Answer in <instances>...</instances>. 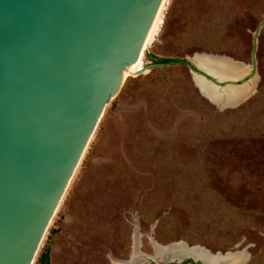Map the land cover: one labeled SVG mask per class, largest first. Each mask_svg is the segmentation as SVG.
<instances>
[{"label": "rangeland", "instance_id": "1", "mask_svg": "<svg viewBox=\"0 0 264 264\" xmlns=\"http://www.w3.org/2000/svg\"><path fill=\"white\" fill-rule=\"evenodd\" d=\"M165 2L143 65L175 62L108 105L33 264L46 251L51 264H264V26L242 98L213 101L192 69L211 54L250 73L264 0Z\"/></svg>", "mask_w": 264, "mask_h": 264}, {"label": "water", "instance_id": "2", "mask_svg": "<svg viewBox=\"0 0 264 264\" xmlns=\"http://www.w3.org/2000/svg\"><path fill=\"white\" fill-rule=\"evenodd\" d=\"M164 3L0 0V264L34 263L106 108L130 76L166 64L140 69ZM263 26L247 75L221 79L195 56L193 71L219 95L247 85ZM190 261L205 264L169 263Z\"/></svg>", "mask_w": 264, "mask_h": 264}, {"label": "bare ground", "instance_id": "3", "mask_svg": "<svg viewBox=\"0 0 264 264\" xmlns=\"http://www.w3.org/2000/svg\"><path fill=\"white\" fill-rule=\"evenodd\" d=\"M166 1V0H165ZM166 3V2H165ZM164 3V5H165ZM163 5V7H164ZM162 7V9H163ZM162 9L159 13V16H158V19L156 21V24H155V27L153 29V32H152V35L150 37V40L149 42L151 41L153 35L155 34V32L157 31L158 27H159V24L161 22V12H162ZM195 61L203 68V69H206L207 71H209L210 73L218 76L219 78L223 79V78H227V77H230V76H234V77H240L242 76L244 73H245V66L242 65L241 63H238V62H234L232 60H229L228 58H225V57H215V56H212V55H204L202 57H195ZM144 68V65H143V59H142V62H141V67L140 69ZM200 80H198V85L200 86L201 90L203 91L204 94H206L208 97H210L213 101L215 102H219L221 101L220 99H223V98H229L228 96H233L234 99H240L242 98L245 93L249 90V86L247 87L246 85L243 86V87H240V88H235L233 90H227L225 92H223L222 95H219V94H216V90L211 87L209 84H207V82L202 79V78H199ZM202 79V80H201ZM251 88V87H250ZM252 90V89H251ZM225 93H228V96L225 97ZM249 93V92H248ZM237 101V100H236ZM234 103V102H233ZM229 104V103H227ZM223 106V105H222ZM178 246V245H177ZM197 246V245H196ZM199 246V245H198ZM191 247H195V246H191ZM168 248V247H167ZM189 248V247H188ZM190 250V249H189ZM192 250V249H191ZM208 252V251H207ZM210 252V251H209ZM160 254H158L157 257H160L159 256ZM192 255V254H191ZM186 256H190V255H183L182 258L180 259H183L185 258ZM234 256V255H233ZM170 257V256H169ZM192 257V256H191ZM226 259H230V260H235V257H224ZM223 258V259H224ZM172 259H175V258H172ZM171 260V259H170ZM179 260L178 258H176V261ZM201 260V259H200ZM208 258H204V260H202V262H205L206 264V261L208 262Z\"/></svg>", "mask_w": 264, "mask_h": 264}, {"label": "flooded vegetation", "instance_id": "4", "mask_svg": "<svg viewBox=\"0 0 264 264\" xmlns=\"http://www.w3.org/2000/svg\"><path fill=\"white\" fill-rule=\"evenodd\" d=\"M157 63V62H156ZM154 64V63H152ZM161 244V243H159ZM193 246V245H191ZM145 254V253H144ZM146 255V258L145 260L143 261L142 264H172V263H169V261H160L159 259H157L154 255H149V254H145ZM130 259V258H129ZM129 259L127 260H123L121 262V264H124L125 261H128ZM51 254L49 253V259L45 260L43 264H51ZM190 264H194L192 261L189 262ZM173 264H178V262L176 263H173Z\"/></svg>", "mask_w": 264, "mask_h": 264}, {"label": "trees", "instance_id": "5", "mask_svg": "<svg viewBox=\"0 0 264 264\" xmlns=\"http://www.w3.org/2000/svg\"><path fill=\"white\" fill-rule=\"evenodd\" d=\"M156 59V62H163V63H169L173 60L171 59H166V58H157L155 56H153ZM183 62L188 63L187 60H184ZM49 259V251H46L45 253L42 254L41 258H40V264H43L45 260Z\"/></svg>", "mask_w": 264, "mask_h": 264}]
</instances>
